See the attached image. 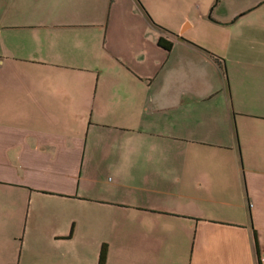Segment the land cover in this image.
Returning a JSON list of instances; mask_svg holds the SVG:
<instances>
[{
  "label": "crops",
  "instance_id": "crops-1",
  "mask_svg": "<svg viewBox=\"0 0 264 264\" xmlns=\"http://www.w3.org/2000/svg\"><path fill=\"white\" fill-rule=\"evenodd\" d=\"M177 1L0 0L18 264H264V0Z\"/></svg>",
  "mask_w": 264,
  "mask_h": 264
},
{
  "label": "rangeland",
  "instance_id": "rangeland-1",
  "mask_svg": "<svg viewBox=\"0 0 264 264\" xmlns=\"http://www.w3.org/2000/svg\"><path fill=\"white\" fill-rule=\"evenodd\" d=\"M208 0H178V7H180V10L181 12H178L180 14H182V12L185 10L186 8V13H188V11H192V7L191 5L195 4V11H194V14L193 12H191V16L194 17V16H198V8H197V5L198 4H201L202 5V9L205 8V5L207 3ZM216 1L217 3H220L222 2L223 0H215V2L213 3V6L216 4ZM229 2H234V0H227ZM226 1V2H227ZM225 2V1H224ZM226 4V3H225ZM232 3H230L231 5ZM212 6V7H213ZM222 6H225V5H222V4H218V6L216 7H213V11L211 12V9L209 10V12L207 13L208 15H210L212 17L213 20H216V17L218 16L219 13L218 10L222 7ZM211 7V8H212ZM224 8V7H222ZM227 8V6H226ZM211 12V14H210ZM226 13H228L226 11ZM253 14V13H252ZM256 14V13H255ZM246 18V17H245ZM254 21V20H252ZM244 23L248 24L250 21L247 20V21H243ZM240 24V23H238ZM233 26V25H232ZM245 36V37H244ZM244 39V45L245 46H254V43L257 44L256 40L253 39L251 42L248 38H246V35H243ZM246 43V44H245ZM261 41H258V45L261 46ZM232 51H230L231 53ZM225 59V58H224ZM225 62H227V60L225 59ZM13 230H10L8 228H4V230H2L0 228V261H2L3 263H6V262H9L10 261V264H18V259L20 258V256L23 255V253L26 252L27 248L26 246L23 248L22 244L18 241H14L13 239H11V236L13 235ZM22 254V255H21ZM1 264V263H0Z\"/></svg>",
  "mask_w": 264,
  "mask_h": 264
},
{
  "label": "trees",
  "instance_id": "trees-1",
  "mask_svg": "<svg viewBox=\"0 0 264 264\" xmlns=\"http://www.w3.org/2000/svg\"><path fill=\"white\" fill-rule=\"evenodd\" d=\"M159 46L164 48L167 51H169L171 48V44H166V42L162 41V40L159 41ZM214 60H215V62H217V64L219 66H222V67L224 66V60L223 59L214 57ZM106 259H107V248H106V246H103L101 248V251H100L98 264H106Z\"/></svg>",
  "mask_w": 264,
  "mask_h": 264
}]
</instances>
